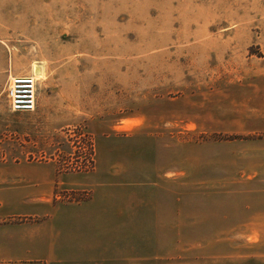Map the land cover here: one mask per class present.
Instances as JSON below:
<instances>
[{
	"label": "rangeland",
	"instance_id": "obj_1",
	"mask_svg": "<svg viewBox=\"0 0 264 264\" xmlns=\"http://www.w3.org/2000/svg\"><path fill=\"white\" fill-rule=\"evenodd\" d=\"M34 63L45 75L37 108L12 113L8 78L32 76ZM104 150L132 172L140 162L171 203L187 199L188 235L160 238L163 228L131 225L98 195L69 204L89 192L66 177L93 173ZM247 201L264 216V0H0V219L15 224L0 237L19 250L10 264H49L51 252L81 264H115L128 249L247 252Z\"/></svg>",
	"mask_w": 264,
	"mask_h": 264
},
{
	"label": "crops",
	"instance_id": "obj_2",
	"mask_svg": "<svg viewBox=\"0 0 264 264\" xmlns=\"http://www.w3.org/2000/svg\"><path fill=\"white\" fill-rule=\"evenodd\" d=\"M95 155L98 156V152ZM116 156L117 155H113L112 153L106 152L104 150L100 158V166L97 167L95 165L92 171L93 173L66 177L69 180H71L70 178L79 177L80 180H83V182L79 184L75 183L74 185L77 186V189H84L89 192V198L87 200L69 204L77 206L86 205L85 203L98 195L101 201L110 205L112 215L126 218L128 221H130L129 223L131 225L141 223L148 229H151L152 227L163 228L160 238L167 239L174 237L172 235L173 232H176L173 231L174 228H179V232H184L185 236L188 235L189 209H191L192 206H189L188 202L186 201L187 199L184 201L182 198H180V200H178L179 202L174 200L171 203V200H167V198H163L161 196V193L164 195V192L168 190V187L160 183L157 184L155 176L153 177L156 181L154 184L152 181L153 178H151V176L145 172V170L140 169V162L137 163L135 170L136 172H132L130 169L124 167L123 162L112 164L111 162L117 158ZM162 177L166 178L168 175H160L159 179L161 180ZM156 194H158L157 197ZM36 202L43 203L42 201ZM178 203L180 205V213L174 215ZM193 207L197 208L198 206ZM186 209L187 211H185ZM144 212H149L151 215L149 217L140 219V214ZM249 214L251 216H249ZM254 214L255 212H253L252 207L247 201V252H243L241 250L214 251L128 249L121 252L120 250L116 252V255L119 259H117V262L115 261V264H172V257L177 254L179 255L180 259L179 264H217L215 260L210 262L208 259H216L221 261L222 264H264V237L261 233V225L264 224V216L262 217L260 214ZM251 218L254 220L253 222L250 221ZM192 219L195 220L196 223L199 222V217L197 215ZM6 220L7 219H0V229L2 228L3 230H7V227L15 225L12 223H7ZM159 224H161V226ZM128 229L129 227H114V232L121 233L120 237L122 238H157L155 232L151 234L148 233L149 231H146V235H136L135 233L137 230L129 231ZM132 229H134V227ZM171 230L172 232H170ZM125 233H131L132 235H125ZM251 238L255 239L251 240ZM8 239L9 238H6V232H4V235L0 237V264H10L13 253L19 251L12 250L11 243ZM25 251L29 252V250ZM87 251L93 253L91 250ZM198 253L201 254V257L203 256V259L207 258L206 261L202 260L201 262L200 258L197 256L199 255ZM50 254H54L50 255L54 258L49 260V264H81L78 261L72 262L71 258H66L64 254L61 256V258L57 256L55 257V253L53 252ZM204 255H208V257H204ZM185 257L187 261L183 262ZM101 258L104 257L97 255L96 257L85 259V261L86 264H100ZM189 259L190 261H188ZM30 262V260L25 262L20 260L17 263L28 264Z\"/></svg>",
	"mask_w": 264,
	"mask_h": 264
},
{
	"label": "built area",
	"instance_id": "obj_3",
	"mask_svg": "<svg viewBox=\"0 0 264 264\" xmlns=\"http://www.w3.org/2000/svg\"><path fill=\"white\" fill-rule=\"evenodd\" d=\"M4 94L12 113H32L37 108L38 86L33 76H10Z\"/></svg>",
	"mask_w": 264,
	"mask_h": 264
},
{
	"label": "bare ground",
	"instance_id": "obj_4",
	"mask_svg": "<svg viewBox=\"0 0 264 264\" xmlns=\"http://www.w3.org/2000/svg\"><path fill=\"white\" fill-rule=\"evenodd\" d=\"M42 65V64H40ZM38 64H32L31 66V73L32 76L37 79V80H44L45 79V75H44V69L43 66H40Z\"/></svg>",
	"mask_w": 264,
	"mask_h": 264
}]
</instances>
